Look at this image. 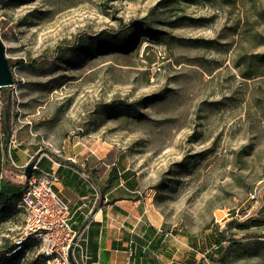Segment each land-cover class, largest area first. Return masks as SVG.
Here are the masks:
<instances>
[{"label": "rangeland", "instance_id": "rangeland-1", "mask_svg": "<svg viewBox=\"0 0 264 264\" xmlns=\"http://www.w3.org/2000/svg\"><path fill=\"white\" fill-rule=\"evenodd\" d=\"M125 30L129 50L96 49ZM0 39L14 79L2 182L22 189L34 157L73 159L123 184L115 195L127 172L177 264H264V0H0ZM24 225L18 201L0 252L26 243Z\"/></svg>", "mask_w": 264, "mask_h": 264}, {"label": "crops", "instance_id": "crops-1", "mask_svg": "<svg viewBox=\"0 0 264 264\" xmlns=\"http://www.w3.org/2000/svg\"><path fill=\"white\" fill-rule=\"evenodd\" d=\"M52 162L43 158L39 168L44 172L57 169L60 182L56 190L69 205L72 227L86 247L89 264H177L171 233L162 228L160 217L145 199L131 195L136 190L115 195L119 185L101 192L103 205L85 224L90 213L81 210V204L101 184L80 166L86 173L64 162L59 166Z\"/></svg>", "mask_w": 264, "mask_h": 264}, {"label": "built area", "instance_id": "built-area-1", "mask_svg": "<svg viewBox=\"0 0 264 264\" xmlns=\"http://www.w3.org/2000/svg\"><path fill=\"white\" fill-rule=\"evenodd\" d=\"M56 164L59 166V163ZM18 177L19 184L23 185L19 205L25 214L23 240L26 243L15 246L11 254L24 251L22 249H26L25 245L29 242L35 244L33 259L42 260V264H72L70 256L75 264H89L86 247L72 227L69 205L56 190L60 182L57 169L44 172L35 162L29 177L25 178L21 173ZM0 178L3 179V169ZM249 198L257 200L256 193H251ZM98 201L97 194H94L85 199L80 208L89 214ZM247 216V212L239 216L238 211L234 215L241 220Z\"/></svg>", "mask_w": 264, "mask_h": 264}, {"label": "trees", "instance_id": "trees-1", "mask_svg": "<svg viewBox=\"0 0 264 264\" xmlns=\"http://www.w3.org/2000/svg\"><path fill=\"white\" fill-rule=\"evenodd\" d=\"M134 37L135 35L131 34L127 30L109 33L108 35L100 33L95 37L94 44L96 45V49H102L106 46V44H109L117 50L127 51L129 50ZM3 90L4 89H2V91ZM126 108L131 112H137L136 104L126 105ZM6 166L7 164L5 163L4 159L0 154V174L2 172V169ZM121 176L124 177L126 189L136 190V185L130 180L129 176H127V172H124ZM114 179L118 181L117 177H115ZM112 181L113 178H108L103 184H101V186L99 187V191L106 192L112 189ZM13 185L15 184H11L9 182H2V179L0 178V222L10 218V216L16 211V203L20 201L23 185L22 189L20 190H17L16 186ZM119 185L123 184L118 183L115 187ZM238 227L239 229H246L248 228V224H241ZM34 245L35 244L28 242L25 247L27 250H30L31 248H33ZM13 248L14 246H9L0 252V264H19V259L22 257L21 254H23L25 251L11 254V250ZM31 261L32 262L30 264H42V260L40 259H32Z\"/></svg>", "mask_w": 264, "mask_h": 264}, {"label": "water", "instance_id": "water-1", "mask_svg": "<svg viewBox=\"0 0 264 264\" xmlns=\"http://www.w3.org/2000/svg\"><path fill=\"white\" fill-rule=\"evenodd\" d=\"M14 83V79L11 73L9 61L5 55V48L3 45L2 40L0 39V90L2 89H7V100H6V107L4 110V140H3V145H4V154H5V163L9 164L7 160V149L6 145L9 140V135L7 132L9 131V120H10V110H11V98H12V85ZM37 160V157H34L30 162L26 163L25 166H23L22 169H20L18 172L21 173L25 178L29 177L31 168L35 164ZM65 164H68L69 166L75 168L77 171L80 173H86L84 169L78 167L74 162L70 160H65L63 161ZM103 205V196L101 197L99 203L93 208V210L90 212L87 220L85 221V224L89 221V219L96 213ZM69 256H70V251H69ZM72 264H75L70 256Z\"/></svg>", "mask_w": 264, "mask_h": 264}]
</instances>
